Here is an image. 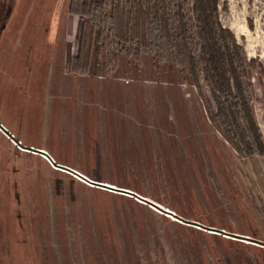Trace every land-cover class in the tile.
<instances>
[{"label": "rangeland", "instance_id": "1", "mask_svg": "<svg viewBox=\"0 0 264 264\" xmlns=\"http://www.w3.org/2000/svg\"><path fill=\"white\" fill-rule=\"evenodd\" d=\"M90 1L0 0V124L15 137L0 130V264H264L262 247L57 167L264 242V156H241L211 121L202 73L200 90L187 67L155 64L144 10L138 62L129 0ZM106 12L111 63L93 17ZM219 17L258 63L244 86L264 140V0H219Z\"/></svg>", "mask_w": 264, "mask_h": 264}, {"label": "trees", "instance_id": "2", "mask_svg": "<svg viewBox=\"0 0 264 264\" xmlns=\"http://www.w3.org/2000/svg\"><path fill=\"white\" fill-rule=\"evenodd\" d=\"M129 3L130 14L133 16L130 56L140 61L139 56L144 47L140 36V21L141 11L144 10L150 29L149 51L155 64L166 62L172 67H187L194 84L200 90L202 73L217 109L216 112L210 111L211 121L222 129L226 139L241 156H264L263 136L244 86V80L249 78V69L258 63L248 58L235 34L222 25L219 0H129ZM92 4L90 0L83 2L84 7ZM104 4L111 6V0H105ZM93 17L95 27L99 31L108 32L104 41H101L103 33L98 36L106 62H115L118 45L113 40V36L115 40L118 37L116 15L106 12ZM81 40L82 45L85 40L84 29ZM81 59L80 51L76 58V71L84 70L79 63ZM259 66L264 88V67Z\"/></svg>", "mask_w": 264, "mask_h": 264}, {"label": "water", "instance_id": "3", "mask_svg": "<svg viewBox=\"0 0 264 264\" xmlns=\"http://www.w3.org/2000/svg\"><path fill=\"white\" fill-rule=\"evenodd\" d=\"M0 130L9 139H12L14 141V139H15L14 135H12V133L9 130H7L2 124H0ZM27 149L30 150V151H33L36 154H39L40 156L46 157V159H48L49 161H52L54 164H56L54 162L53 158L46 151L41 150V149H35L33 147H30V148H27ZM57 167H59L60 169L69 171V172L81 177L82 179H84L85 181H87L88 183H90L91 185H93L95 187H98V188H101V189H105V190H112V191H117V192H121V193H127V194L134 195L137 198H139L142 201H144L146 204H148V205H150L152 207H155V208L159 209L160 211H162L163 213L178 219L179 221H181L183 224H185L187 226H197V227H200L203 230H205L206 232H209L211 234L222 235V236H224L226 238H233L235 240H240V241L247 242V243H250V244H254L256 246L264 248V242L261 241V240L254 239V238H251L249 236H243V235H239V234H235V233H230V232H227L225 230L217 229V228H214V227H208V226L202 225L201 223H198V222H195V221L186 220L183 217L178 216L176 213H174V212H172V211H170L168 209H165V208L159 206L158 204H156L155 202H153V201H151V200H149L147 198H144V197H142V196H140V195H138L136 193H133V192H131L129 190L116 188V187L110 186L108 184H104V183L93 181V180L89 179L88 177L83 176L79 172H77V171H75V170H73V169H71L69 167L63 166V165H57Z\"/></svg>", "mask_w": 264, "mask_h": 264}, {"label": "bare ground", "instance_id": "4", "mask_svg": "<svg viewBox=\"0 0 264 264\" xmlns=\"http://www.w3.org/2000/svg\"><path fill=\"white\" fill-rule=\"evenodd\" d=\"M81 174V173H80ZM83 175V174H82ZM83 176H85V175H83ZM111 186V185H110Z\"/></svg>", "mask_w": 264, "mask_h": 264}]
</instances>
